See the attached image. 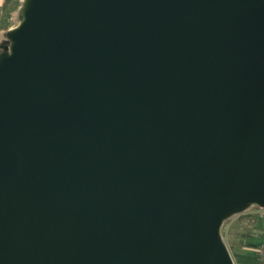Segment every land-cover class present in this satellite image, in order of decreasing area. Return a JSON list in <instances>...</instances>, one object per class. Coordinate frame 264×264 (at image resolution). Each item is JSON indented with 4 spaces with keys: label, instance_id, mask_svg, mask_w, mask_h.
<instances>
[{
    "label": "water",
    "instance_id": "95a60500",
    "mask_svg": "<svg viewBox=\"0 0 264 264\" xmlns=\"http://www.w3.org/2000/svg\"><path fill=\"white\" fill-rule=\"evenodd\" d=\"M0 51V264H233L264 208V0H21Z\"/></svg>",
    "mask_w": 264,
    "mask_h": 264
},
{
    "label": "crops",
    "instance_id": "0c3cea01",
    "mask_svg": "<svg viewBox=\"0 0 264 264\" xmlns=\"http://www.w3.org/2000/svg\"><path fill=\"white\" fill-rule=\"evenodd\" d=\"M2 2L3 0H0V24L2 22L3 14ZM244 214H255L256 218L254 222H252L250 216L242 217ZM261 215L256 212L241 214L240 218L238 217L239 219H237L234 223L235 225L241 226V229H227L229 226L234 225L231 222L226 225V228H224L223 223L221 224L219 233L221 237L222 234H225V236L229 239L227 249L233 264H258L256 247L259 244L264 243V215L263 218L260 217ZM261 219L262 223H260ZM243 234L246 236H244L245 238H243L241 243L238 244L240 241L239 236ZM230 245L232 246L229 248Z\"/></svg>",
    "mask_w": 264,
    "mask_h": 264
},
{
    "label": "rangeland",
    "instance_id": "374dc122",
    "mask_svg": "<svg viewBox=\"0 0 264 264\" xmlns=\"http://www.w3.org/2000/svg\"><path fill=\"white\" fill-rule=\"evenodd\" d=\"M20 4H21V1H20ZM20 5L17 7V9L15 11L12 12V25L10 26V28H12L13 26H15L18 21H19V17H20ZM6 45V39L2 33V31L0 30V47L2 46H5ZM259 213L260 215L263 214L264 215V210H261L258 206H255V205H250L246 210H244L243 212H240V213H235V214H232L231 216H229L228 218H226L222 223L224 224V228H226L227 224H229L230 222L231 223H235V221L237 219L240 218V215L243 214V213ZM263 215H261L260 217L263 218ZM239 217V218H238ZM221 223V224H222ZM260 223H262V219L260 220ZM221 226V225H220ZM241 226L239 225H232V226H229L227 229H231V230H235V229H241L240 228ZM221 240L222 242L224 243V245L227 247L228 246V242H229V239L225 236V234H222V237H221ZM228 248V247H227Z\"/></svg>",
    "mask_w": 264,
    "mask_h": 264
},
{
    "label": "trees",
    "instance_id": "16d2710c",
    "mask_svg": "<svg viewBox=\"0 0 264 264\" xmlns=\"http://www.w3.org/2000/svg\"><path fill=\"white\" fill-rule=\"evenodd\" d=\"M20 1L21 0H3L2 2V10H3V14H2V22L0 24V30L3 32V35L5 34V32L9 29V27L12 25V12L15 11L17 9V7L20 5ZM5 37V36H4ZM2 50V46L0 47V51ZM251 217L252 222H254L256 215L255 214H244L242 215V217ZM244 236H246L245 234L239 236V243H241V240L243 238H245ZM232 245L229 246V248Z\"/></svg>",
    "mask_w": 264,
    "mask_h": 264
},
{
    "label": "built area",
    "instance_id": "2783aa9c",
    "mask_svg": "<svg viewBox=\"0 0 264 264\" xmlns=\"http://www.w3.org/2000/svg\"><path fill=\"white\" fill-rule=\"evenodd\" d=\"M260 209L264 210V208H260ZM256 253H257L258 264H264V243H261L256 247Z\"/></svg>",
    "mask_w": 264,
    "mask_h": 264
}]
</instances>
